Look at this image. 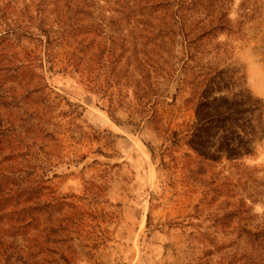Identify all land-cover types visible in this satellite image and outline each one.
<instances>
[{
  "label": "rangeland",
  "instance_id": "374dc122",
  "mask_svg": "<svg viewBox=\"0 0 264 264\" xmlns=\"http://www.w3.org/2000/svg\"><path fill=\"white\" fill-rule=\"evenodd\" d=\"M54 1L0 0V60L28 64L43 88L0 103L16 135L0 148L4 165L41 182L42 199L63 197L53 217L68 214L69 233L62 243L0 212V264H251L239 229L264 221V0L133 1L122 16L118 0H96L83 51L72 38L48 44L38 28L41 17L60 28ZM205 76L260 105L252 156L198 165L174 135L196 122L189 100Z\"/></svg>",
  "mask_w": 264,
  "mask_h": 264
},
{
  "label": "trees",
  "instance_id": "16d2710c",
  "mask_svg": "<svg viewBox=\"0 0 264 264\" xmlns=\"http://www.w3.org/2000/svg\"><path fill=\"white\" fill-rule=\"evenodd\" d=\"M3 1L8 4L11 3V0H1V2ZM60 1L63 3L62 7L59 6ZM133 1L135 5L147 3L151 7L162 5L174 7L177 4H182L181 7H183L188 3L185 0H118L116 3L121 5L119 9L121 16L124 14L125 6ZM49 2L50 0H42L41 8L47 9L51 5ZM54 2H51L52 5L59 6L61 9V18L58 21L60 28L54 29L53 24L56 23L58 25L57 22L54 23L52 21L53 24H51L43 17L40 18L38 28L47 36L48 44L54 41H68V39L71 40L72 38L79 43L78 45L83 51L82 48H87L88 39L91 41V37L84 33V23H88L86 32H93L97 28L98 20H92L94 12L91 11V6L94 5L96 7V0H56ZM197 2L199 0H191V4ZM38 7L40 8V5ZM41 12L40 9V15L42 14ZM20 13L21 15L29 16L25 6H23ZM178 15L179 13L177 12L172 14L174 26L176 27H178V24H182ZM33 19L31 18V20ZM36 19L39 20L38 17ZM34 21L35 24H38L36 20L32 22ZM15 22V27L9 28V34L14 33L16 35L17 27L21 26L23 20L19 18ZM52 34H57V37ZM5 38L8 39L7 37ZM24 78L27 79L26 82ZM10 80L18 82V85L22 88L20 92L13 94L7 90L6 84H9L8 82L13 83ZM193 84L195 85L194 95L189 100V104L195 110L196 122L188 124L187 129L180 133L174 131V135L177 137L183 135L181 140L188 139L198 165L208 167L218 163L220 159L243 160L252 156L254 154L252 142L261 128V109L258 102L253 101V99L250 101L244 96L229 97L222 95L221 81L216 76H205L200 80L194 79ZM42 90L40 83L34 80L28 64L18 59L0 60L1 104L15 98L28 99V97H35ZM14 138H16V135L13 126L3 121L0 111V145L2 142L8 146L12 145ZM1 150L0 148V212H5L11 219L16 217L14 228L16 224L24 223L28 219L27 225L44 224V229L48 230L47 236L49 234H57V236L60 235V238H56L57 240L62 243L67 242L66 239L69 232L63 222L69 219L68 214L63 215V217L59 215L53 217L54 211L59 212L63 204L67 205L63 201V197L61 198L62 200L59 198H50L51 200L48 199L47 201L42 199L44 187L41 182L28 180L19 167L4 165V161L11 156L1 153ZM207 195L209 196V193ZM239 230L240 233L245 234L249 243L248 246L244 247L245 251L241 256L247 257L249 255L247 260L251 264H264V221L260 222L255 218L250 229L245 230L244 226H240ZM238 262L236 261V264Z\"/></svg>",
  "mask_w": 264,
  "mask_h": 264
}]
</instances>
